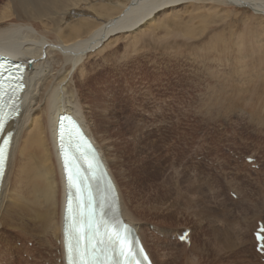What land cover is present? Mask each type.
<instances>
[{
    "label": "rangeland",
    "instance_id": "obj_1",
    "mask_svg": "<svg viewBox=\"0 0 264 264\" xmlns=\"http://www.w3.org/2000/svg\"><path fill=\"white\" fill-rule=\"evenodd\" d=\"M87 4L68 13L66 24L81 18L91 20L86 15L90 13ZM221 9L213 16L205 14L202 20L189 21L186 16L184 21H192L190 26L207 25L199 39L170 29L164 33L148 32L137 46L131 42L126 57H157L158 65L137 60L119 71L124 81L130 82L126 91L125 83L120 89H113L112 79L116 76L112 78L110 74L111 84L105 83L95 93L108 100V113L114 121L117 119L123 126L127 122L123 129L125 139L106 137L103 142L111 161H122L112 142L127 140L129 153L138 149L129 132V118L144 123V133L156 135L143 144L147 156L166 159L164 164L159 163L164 167L162 178L153 182L157 184L153 188L156 193L144 191L143 196L137 197V204L141 205L147 194L152 196V201L144 205L154 210L139 208L136 218L156 264H264L252 239L256 222L264 223V17L245 8ZM204 21L208 24L201 23ZM119 42L123 41L116 46ZM123 53L120 52L122 56ZM158 72L167 75L159 86L163 93L154 99L149 75L156 76ZM181 76L186 83L182 91H189L192 100L189 105L179 100V87L184 86L183 81L180 86L177 81ZM84 93L87 95L88 90ZM121 99L131 112L122 111L121 103H117ZM81 103L88 114V104ZM156 107L163 111L155 113ZM87 118L92 126L91 116ZM161 133L168 135L156 142ZM102 135L98 134L100 140L105 138ZM157 145L163 147L162 154H153ZM247 158L254 160L258 170ZM120 169L121 174L123 168ZM122 190L128 204L126 188ZM152 228L154 233H158L155 229L168 233V238L156 239ZM184 229L192 232L190 248L178 244L172 235ZM31 238L30 234L22 236L14 229L0 227V264H55L60 253L53 246L50 252L43 250L37 236L31 234Z\"/></svg>",
    "mask_w": 264,
    "mask_h": 264
},
{
    "label": "bare ground",
    "instance_id": "obj_2",
    "mask_svg": "<svg viewBox=\"0 0 264 264\" xmlns=\"http://www.w3.org/2000/svg\"><path fill=\"white\" fill-rule=\"evenodd\" d=\"M83 3L89 5L87 9L90 13L84 14L91 17V20L81 18L66 24L65 16L81 8ZM222 6L249 9L255 15L264 17V0H127L117 3L112 0H0V56L24 63L35 60L26 77L22 111L6 129L13 132V137L0 191V227L14 229L22 236L30 234V238L31 234L37 236L40 248L49 251L53 246L60 253L55 264L58 260L64 264L62 228L67 190L56 143V124L60 115L67 114L77 119L94 141L116 186L123 221L135 228L143 247L153 264H156L146 244L144 231L138 225L140 220L136 218L139 208L143 211L153 209L145 207L152 201V196L147 194L148 197H145L141 205L137 204V197L141 194L143 196L144 191L155 192L153 188L157 184L153 182L163 176L164 167L159 163L164 164L166 159L152 154V158L147 156L143 144L146 139L156 135L144 133L145 124L129 118L128 123L132 125L129 132L134 137L132 141L137 142L135 148L138 149L135 151L132 146L134 155L129 153L127 140L112 142L117 147L115 152L120 151L119 158L122 161L118 157L119 161H111V155L103 147V142L106 137L125 139L123 129H126L127 122L123 126L117 119L114 121L113 115L108 113V100L95 93L105 83L111 84L110 74L112 78L116 76L112 79L115 85L113 89L116 91L125 83L123 90L126 91L130 82L124 81L119 71L131 67L137 60H141L140 63L153 61V65H158L157 57H126V49L131 42L137 46L148 32L164 33L170 29L182 30L186 37L199 39L205 34L204 28L207 25L190 26L192 21H189L199 20L205 14H218L223 10ZM186 16L189 21H184ZM120 40L123 42L116 46ZM109 48L114 49L108 51ZM121 51L124 52L123 56ZM97 56L100 58L94 60ZM146 68L149 67L146 65ZM166 75L160 72L156 76L149 75L153 80L149 83H152L155 91L154 99L163 93L159 86ZM177 81L180 86L185 78L178 77ZM185 84L179 87L180 91ZM84 90H88L87 95ZM188 92H181L179 100L182 104L189 105L192 102ZM82 101L88 104V114ZM122 101L117 102L118 105L121 103L119 106L122 111L131 112ZM156 108L155 113L163 111L161 107ZM87 115L93 120L92 126ZM98 134H103L105 138L100 140ZM167 135L161 133L156 142H161ZM156 149L153 154L163 153L162 146L157 145ZM120 168H123L121 174L118 173ZM122 187L126 188L128 204L124 201L126 197L123 198ZM153 229L150 230L153 232ZM156 231L158 233L153 232L156 239L169 236L166 232ZM179 234L172 235L177 238ZM191 234L187 244L189 248L192 245Z\"/></svg>",
    "mask_w": 264,
    "mask_h": 264
},
{
    "label": "snow or ice",
    "instance_id": "obj_3",
    "mask_svg": "<svg viewBox=\"0 0 264 264\" xmlns=\"http://www.w3.org/2000/svg\"><path fill=\"white\" fill-rule=\"evenodd\" d=\"M19 87H20V89H23V84H20ZM2 129H3V123H2V121H0V130H2ZM80 138L83 139L82 134H81ZM8 143H9V141L6 139L4 141V144L7 145ZM88 147H89V149H91V145H88ZM6 158H7V156H6L5 147L0 146V176H3V174H4V165H5ZM67 171H68V169H67V165H66V172ZM68 179L70 182H72L73 177L71 174L68 176ZM123 239L124 238L121 237L119 233L112 234L109 237V243L112 245V248L118 257L128 255V253L125 252V249L122 246V244L120 247H118V248L116 247V245L120 244ZM101 243H102V241H101ZM95 246H96L95 243H93L92 247L95 248ZM76 251H77V255L79 256V264H89V257L87 255V253L85 251H81L79 247H77Z\"/></svg>",
    "mask_w": 264,
    "mask_h": 264
}]
</instances>
